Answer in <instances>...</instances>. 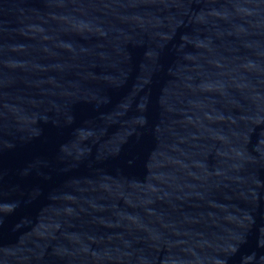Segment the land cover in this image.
<instances>
[{
	"label": "water",
	"instance_id": "95a60500",
	"mask_svg": "<svg viewBox=\"0 0 264 264\" xmlns=\"http://www.w3.org/2000/svg\"><path fill=\"white\" fill-rule=\"evenodd\" d=\"M0 264H264V0H0Z\"/></svg>",
	"mask_w": 264,
	"mask_h": 264
}]
</instances>
